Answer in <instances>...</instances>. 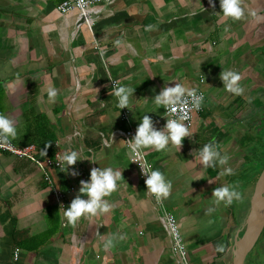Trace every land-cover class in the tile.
Instances as JSON below:
<instances>
[{
    "label": "crops",
    "instance_id": "obj_1",
    "mask_svg": "<svg viewBox=\"0 0 264 264\" xmlns=\"http://www.w3.org/2000/svg\"><path fill=\"white\" fill-rule=\"evenodd\" d=\"M61 1L0 0V114L16 122L12 141L34 145L35 158L52 140L60 157L76 150L84 159L74 166L78 176L48 166L46 180L34 160L0 152V264H176L161 206L115 131L137 130L145 114L162 130L163 107L153 97L177 82L203 90L204 109L192 116L193 135L180 151L170 144L146 150L147 158L172 181L161 204L176 212L189 264H232L257 180L240 175L264 158V19L225 18L220 0L215 8L210 0H110L90 30L77 13L63 15ZM245 4L264 18V0ZM223 70L242 75V95L224 88ZM112 80L135 89L128 120ZM50 86L59 93L54 103ZM210 142L239 178L221 176L219 165L203 168L193 150ZM93 167L123 172L118 191L105 198L115 207L65 226L63 212ZM61 184L62 200L55 196ZM237 184L246 206L214 203L216 187ZM119 235L126 238L105 251L104 241ZM243 264H264V228Z\"/></svg>",
    "mask_w": 264,
    "mask_h": 264
},
{
    "label": "clouds",
    "instance_id": "obj_2",
    "mask_svg": "<svg viewBox=\"0 0 264 264\" xmlns=\"http://www.w3.org/2000/svg\"><path fill=\"white\" fill-rule=\"evenodd\" d=\"M210 3L215 8L214 0H210ZM78 6L81 8L83 18L86 20L88 13L85 0H78ZM220 8L223 17L231 18L233 21L245 20L248 15H251L258 21L264 19L258 17L254 11L249 13L245 0H220ZM152 27V25H147L146 30H151ZM220 78L223 81L224 88L229 93L237 96L243 94L244 88L240 85L243 77L240 73L232 70H223L220 73ZM114 88L113 94L117 97L118 107L121 109L125 107L131 109V97L135 89L119 85L116 81H114ZM47 93L49 101L54 103L59 94L58 89L50 86L47 89ZM153 98L158 108H165L166 112L172 114L174 118H167L164 128L157 130L152 117L147 114L143 115L134 137L129 139L128 148L130 155L134 157L132 161L139 163L141 172L146 177L147 192L152 194L157 202L162 203L164 200L169 199L172 194V181L159 169L153 170L144 162V151H167L170 144L180 151L184 138H190L193 135L189 130V125L185 121L191 119L190 112L192 108L197 110L201 108L204 97L203 94H198L196 89L186 88L177 82L175 86L165 85L162 91ZM16 137L17 127L15 120L7 115L0 114V147L10 144ZM41 154L47 155V148L42 150ZM193 155L195 158L198 156L203 168H216L219 165L223 169L220 173L221 176L235 175V171L231 167L223 168L228 163L229 157L222 155L219 147L214 142L204 144L201 148L193 150ZM82 160L84 159L80 158L78 151H66L59 157L58 165L61 167V171L75 177L79 175V172L74 166L77 164V161ZM70 166H72L71 169ZM122 178L123 172L119 169L93 167L90 172V179L80 180L77 195L72 199L70 206L65 208L63 212V217L66 220L65 226L75 227L81 218H91L109 213L115 205L109 203L105 198L110 197L114 192L118 191V182ZM238 189V184L216 187L212 195L214 203L229 207L234 202H243V193ZM84 196L87 199L83 198ZM207 211L211 213L214 209L210 208ZM173 235L177 246H179L181 240L179 232L174 229ZM125 238L124 235L109 236L104 241L105 251L115 247L117 240L122 241Z\"/></svg>",
    "mask_w": 264,
    "mask_h": 264
},
{
    "label": "built area",
    "instance_id": "obj_3",
    "mask_svg": "<svg viewBox=\"0 0 264 264\" xmlns=\"http://www.w3.org/2000/svg\"><path fill=\"white\" fill-rule=\"evenodd\" d=\"M110 0H85L86 3V10L88 13L87 19L85 20L83 18V13L81 8L78 6V0H62L59 5L57 6L58 10L63 14V15H68L71 14L73 12L77 13V20L78 21H82V23H85L88 25V27L90 28V30L92 29V26L94 25L96 16L100 15L103 11V7L104 5ZM114 81L116 80H112L110 82V85L113 86L114 88ZM117 82V81H116ZM115 89V88H114ZM198 94H203V102H202V106L199 110L192 108L190 115H191V119L192 116L195 113H200L203 111L204 109V100H205V92L201 89H196ZM163 115L166 119V123H167V118L168 119H172L174 118L172 114L166 112V109L163 108ZM121 119L122 120H128L129 119V111L127 108L122 109L121 111ZM191 119L189 121H185L186 124H188ZM136 133V130L132 129V128H128V129H124V130H116L115 134L119 137H121L124 140V145L125 147L128 149V151L130 152L129 148H128V142L129 139L133 138L134 135ZM35 150L34 145L29 144V145H25V146H17L16 144H14L13 141H11L10 144L8 145H4L3 147H0V152H5L11 155H14L18 158H28V159H32L36 162V164L40 167V169L44 172L45 174V179L49 180L48 175H46L45 172V168L46 167H51V166H55V167H60L59 164V154L55 153L54 156L52 158H46L43 162H41L40 160H37L34 156H33V152ZM134 157H132L130 155V160L133 164H135L140 172V175L142 178L146 179V177L142 174L141 172V168L138 162H134L132 161ZM143 160L144 162H146L151 168V163L149 162L148 158H147V152L146 150L144 151V156H143ZM153 169V168H152ZM55 196L62 200L64 199L65 196H67V194H65L64 192L60 191V190H56L55 191ZM159 203V202H158ZM161 206V212H160V219L162 221L163 226L167 229L168 234L170 236V241H171V251L172 254L174 256V259L176 261V264H189L188 262V256H187V247L185 245L184 239H183V235L181 233L179 224L177 222L176 217L174 216L173 213H171L170 211H168L167 209L164 208V206H162L161 203H159ZM176 230L179 232L181 240H180V245L177 246L176 240L174 238L173 235V230ZM18 254H19V248H14L13 250V259L17 260L18 258Z\"/></svg>",
    "mask_w": 264,
    "mask_h": 264
},
{
    "label": "water",
    "instance_id": "obj_4",
    "mask_svg": "<svg viewBox=\"0 0 264 264\" xmlns=\"http://www.w3.org/2000/svg\"><path fill=\"white\" fill-rule=\"evenodd\" d=\"M80 22H82L80 20ZM264 228V166L254 184L249 201V210L245 219L242 235L234 244L232 264H243L247 253L252 249Z\"/></svg>",
    "mask_w": 264,
    "mask_h": 264
},
{
    "label": "trees",
    "instance_id": "obj_5",
    "mask_svg": "<svg viewBox=\"0 0 264 264\" xmlns=\"http://www.w3.org/2000/svg\"><path fill=\"white\" fill-rule=\"evenodd\" d=\"M46 148H47V155H42L40 153L39 155L36 156L37 160L43 161L45 159V157L52 158L54 153H55V150L57 149V147L54 144V141H52V140L50 141L49 146L46 147ZM263 166H264V161L262 160V162L259 164V167H258L256 173L254 174V180L257 179V177H258L259 173L261 172V169L263 168ZM51 167L59 169V167H55V166H51ZM59 189H60V191H65L66 185L65 184H61Z\"/></svg>",
    "mask_w": 264,
    "mask_h": 264
},
{
    "label": "rangeland",
    "instance_id": "obj_6",
    "mask_svg": "<svg viewBox=\"0 0 264 264\" xmlns=\"http://www.w3.org/2000/svg\"><path fill=\"white\" fill-rule=\"evenodd\" d=\"M30 135V134H29ZM47 135H50L49 134V132L47 133ZM262 143H264V142H262ZM261 145V144H260ZM261 150V147H259L258 148V152ZM256 160H263L264 161V158H263V155L262 156H257V158H256ZM256 171H257V168H254L253 166H247L246 167V169L245 170H243L242 171V174L240 175V178L242 179V178H250V176L251 177H253L254 176V174L256 173ZM238 174V173H237ZM239 175H235V177H234V175H233V180H236L237 178H239ZM247 184V183H246ZM245 184V185H246ZM249 184V183H248ZM247 202H248V200H247V198L245 199V200H243V202H242V205L244 204L245 206L247 205ZM186 205H188V204H186ZM183 207V206H182ZM173 211V213L174 214H176V212H175V210H172ZM177 217V216H176ZM204 222H205V220L204 221H198V225H202V224H204ZM196 224V225H197ZM180 226V225H179ZM180 230H182V228H180Z\"/></svg>",
    "mask_w": 264,
    "mask_h": 264
}]
</instances>
